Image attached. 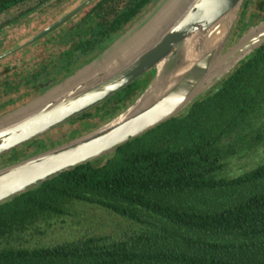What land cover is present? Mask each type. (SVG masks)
<instances>
[{"label": "trees", "instance_id": "trees-1", "mask_svg": "<svg viewBox=\"0 0 264 264\" xmlns=\"http://www.w3.org/2000/svg\"><path fill=\"white\" fill-rule=\"evenodd\" d=\"M31 1L0 0V15ZM38 1L41 7L54 0ZM157 2L96 0L87 6L73 27L70 48L34 72H15L0 80V116L75 74ZM255 3L245 1L228 47L264 21V14L251 13ZM155 73L72 119L81 127L70 138L38 137L2 155L0 169L101 127L129 108ZM263 145L264 43L183 113L113 154L0 204V264H264V164L223 176L237 155ZM76 204L128 221L133 233L26 245L29 237H43L72 215Z\"/></svg>", "mask_w": 264, "mask_h": 264}, {"label": "water", "instance_id": "water-1", "mask_svg": "<svg viewBox=\"0 0 264 264\" xmlns=\"http://www.w3.org/2000/svg\"><path fill=\"white\" fill-rule=\"evenodd\" d=\"M93 1H76L41 31L0 53V60L65 26ZM245 1L163 0L75 74L1 115L0 157L156 71L144 93L109 122L0 169V204L78 166L113 154L123 144L179 115L220 83L264 43L262 21L228 47Z\"/></svg>", "mask_w": 264, "mask_h": 264}, {"label": "rangeland", "instance_id": "rangeland-1", "mask_svg": "<svg viewBox=\"0 0 264 264\" xmlns=\"http://www.w3.org/2000/svg\"><path fill=\"white\" fill-rule=\"evenodd\" d=\"M76 1L78 0H54L51 3L43 4L41 7H37L39 1L34 0L17 6L11 11L0 15V26L4 25V29L0 32V53L14 47L20 41L41 31L54 21L58 14L65 11V9ZM162 1L163 0H158L155 5L160 4ZM95 2L96 0L91 4L93 5ZM256 2L257 4L255 3L256 5H253L250 8L251 13L254 15L264 14V0H256ZM31 8H34V11L24 16V14ZM150 11H147L138 23H140ZM81 14L74 22H71L67 26H63L35 43L30 44L28 47L20 49L19 51L1 59L0 80L15 74V72H34L41 67L43 62L49 63L55 55H59L63 51L70 48L71 43L66 42L69 37L75 34L73 27L75 23L79 21L82 16H84V13L82 15ZM14 19H17L18 21L11 23V20ZM9 23L11 24L7 25ZM184 47L179 49V55H181ZM182 61L185 63L183 58ZM182 61L180 62L181 64ZM96 110L98 111L99 109ZM80 127L81 122L79 120H70L39 137L52 139L53 141L68 139L70 138L72 131L77 130ZM65 142H68V140ZM262 164H264V145L260 148H248L247 151L237 155L231 161L226 170L223 172V176H238ZM72 212L73 214L65 217L63 219L64 221L60 219L56 222L54 228L48 229V231H46L47 233L43 237H29L31 240L26 245H57L81 239L85 235H104L117 239L124 237L126 234L133 233V230L129 229L131 226L128 221H125L118 216L108 214L101 208L93 207L91 205L76 204Z\"/></svg>", "mask_w": 264, "mask_h": 264}, {"label": "flooded vegetation", "instance_id": "flooded-vegetation-1", "mask_svg": "<svg viewBox=\"0 0 264 264\" xmlns=\"http://www.w3.org/2000/svg\"><path fill=\"white\" fill-rule=\"evenodd\" d=\"M94 1H95V0H94ZM94 1H93V2H94ZM256 4H257V3H256ZM256 4H255V5H256ZM81 13H82V12H81ZM81 13H80V14H81ZM60 14H61V13H60ZM60 14H58V16H59ZM80 14H79L76 18H74V19H72L71 21H69L65 26H67V25L70 24L71 22H74V21L80 16ZM58 16H57V17H58ZM57 17H56V18H57ZM16 22H17V21H16ZM69 39H70V37L68 38V40H67L66 43H69V42H68Z\"/></svg>", "mask_w": 264, "mask_h": 264}, {"label": "bare ground", "instance_id": "bare-ground-1", "mask_svg": "<svg viewBox=\"0 0 264 264\" xmlns=\"http://www.w3.org/2000/svg\"><path fill=\"white\" fill-rule=\"evenodd\" d=\"M174 78V77H173Z\"/></svg>", "mask_w": 264, "mask_h": 264}]
</instances>
